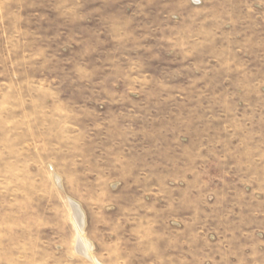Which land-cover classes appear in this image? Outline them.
Masks as SVG:
<instances>
[{"label": "rangeland", "instance_id": "obj_1", "mask_svg": "<svg viewBox=\"0 0 264 264\" xmlns=\"http://www.w3.org/2000/svg\"><path fill=\"white\" fill-rule=\"evenodd\" d=\"M75 207L100 264H264V0H0V264H94Z\"/></svg>", "mask_w": 264, "mask_h": 264}, {"label": "bare ground", "instance_id": "obj_2", "mask_svg": "<svg viewBox=\"0 0 264 264\" xmlns=\"http://www.w3.org/2000/svg\"><path fill=\"white\" fill-rule=\"evenodd\" d=\"M75 206V205H74ZM76 210V219H75V225L78 230V235H77V247L79 251L89 260H91L94 264H100L96 259H94L91 256V251H92V245L89 243L86 238L83 235V228H84V220L83 219V214L81 215L80 211L78 210V207H75Z\"/></svg>", "mask_w": 264, "mask_h": 264}]
</instances>
